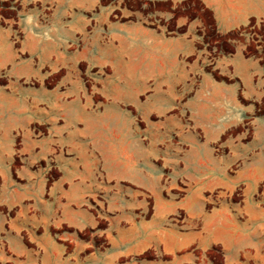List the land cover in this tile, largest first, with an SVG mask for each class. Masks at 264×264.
<instances>
[{"label": "crops", "instance_id": "crops-1", "mask_svg": "<svg viewBox=\"0 0 264 264\" xmlns=\"http://www.w3.org/2000/svg\"><path fill=\"white\" fill-rule=\"evenodd\" d=\"M143 1L0 0V264H264V0Z\"/></svg>", "mask_w": 264, "mask_h": 264}, {"label": "rangeland", "instance_id": "rangeland-1", "mask_svg": "<svg viewBox=\"0 0 264 264\" xmlns=\"http://www.w3.org/2000/svg\"><path fill=\"white\" fill-rule=\"evenodd\" d=\"M122 5L126 8L132 10L133 17L140 16L147 22H156V19L152 17V14H156L158 10L167 11V6L164 5H155L148 4L143 0H123ZM176 15L170 20L169 23H166L167 30L175 31L174 20L179 16L188 17V20L199 19L201 22V29L206 33L205 41L209 44V49L213 50L215 54L219 53H228L232 51L235 47L233 42H229V39L243 40L245 36H241L240 32L231 34L228 37H219L210 26L209 15L202 10L198 4H193L188 6L187 9H179L176 12ZM207 26V29L205 27ZM181 31V29L176 30ZM257 39V35L252 37Z\"/></svg>", "mask_w": 264, "mask_h": 264}]
</instances>
